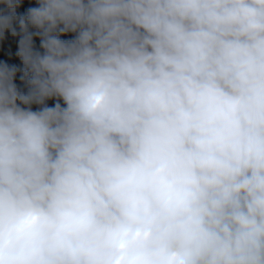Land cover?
Instances as JSON below:
<instances>
[{
  "label": "clouds",
  "instance_id": "obj_1",
  "mask_svg": "<svg viewBox=\"0 0 264 264\" xmlns=\"http://www.w3.org/2000/svg\"><path fill=\"white\" fill-rule=\"evenodd\" d=\"M0 264H264V0H0Z\"/></svg>",
  "mask_w": 264,
  "mask_h": 264
}]
</instances>
